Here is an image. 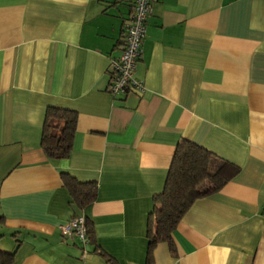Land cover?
I'll list each match as a JSON object with an SVG mask.
<instances>
[{
	"label": "crops",
	"instance_id": "obj_1",
	"mask_svg": "<svg viewBox=\"0 0 264 264\" xmlns=\"http://www.w3.org/2000/svg\"><path fill=\"white\" fill-rule=\"evenodd\" d=\"M132 0H0V249L9 264H147L149 213L176 144L238 171L197 197L155 264H264V0H154L134 75L109 91ZM48 105L76 111L72 148L41 146ZM97 183L83 208L61 171ZM204 182V188H210ZM83 212L86 252L61 225Z\"/></svg>",
	"mask_w": 264,
	"mask_h": 264
},
{
	"label": "trees",
	"instance_id": "obj_2",
	"mask_svg": "<svg viewBox=\"0 0 264 264\" xmlns=\"http://www.w3.org/2000/svg\"><path fill=\"white\" fill-rule=\"evenodd\" d=\"M120 41L123 43L122 37ZM75 124L76 111L73 109L56 105L46 107L41 146L48 157L64 158L69 156ZM212 155L209 149L187 138H183L176 144L164 185L153 196L154 203L149 213L147 231V264H155L152 249L157 243L166 242L170 248H173L172 231L190 204L197 197L220 188L238 171V166L228 161H223L217 169L211 170L210 158ZM61 175L71 193V201L76 202L80 208L96 198V181L81 180L63 170ZM206 181L211 185L210 188H204ZM86 224L89 242L91 230L87 218ZM14 250L15 248L11 251L0 249V264H9L13 258Z\"/></svg>",
	"mask_w": 264,
	"mask_h": 264
},
{
	"label": "built area",
	"instance_id": "obj_3",
	"mask_svg": "<svg viewBox=\"0 0 264 264\" xmlns=\"http://www.w3.org/2000/svg\"><path fill=\"white\" fill-rule=\"evenodd\" d=\"M154 0H132V9L129 14V22L122 35L123 48L118 56L110 58L109 85L112 94L123 93L130 88L143 89V82L134 75L136 62L141 54L142 39L145 36L146 21L152 10ZM264 215V210H263ZM62 232L75 237L82 244L88 242L86 218L83 213L70 217L61 225Z\"/></svg>",
	"mask_w": 264,
	"mask_h": 264
}]
</instances>
